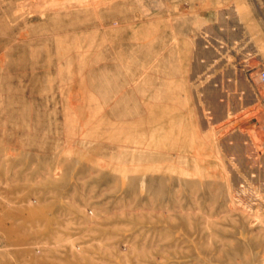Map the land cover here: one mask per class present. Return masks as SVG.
Returning <instances> with one entry per match:
<instances>
[{
  "label": "rangeland",
  "instance_id": "rangeland-1",
  "mask_svg": "<svg viewBox=\"0 0 264 264\" xmlns=\"http://www.w3.org/2000/svg\"><path fill=\"white\" fill-rule=\"evenodd\" d=\"M240 36L264 98V0H0V264H264Z\"/></svg>",
  "mask_w": 264,
  "mask_h": 264
},
{
  "label": "crops",
  "instance_id": "crops-1",
  "mask_svg": "<svg viewBox=\"0 0 264 264\" xmlns=\"http://www.w3.org/2000/svg\"><path fill=\"white\" fill-rule=\"evenodd\" d=\"M246 23H242V27H246ZM247 37L240 36V40L237 42L235 40V49L231 52V56L234 57L230 61V76L234 80V86L231 85V90L234 93L232 97L235 101L236 111L241 110L242 108L247 107L250 104V99H253L255 105L261 103L264 104V98L261 95V92L258 88H250L247 84L249 75H248V66L245 62L248 51H249V42ZM239 44V45H237ZM237 57L239 59L237 60ZM264 63V58L261 57V64ZM263 65V64H262ZM239 83V84H237ZM253 97V98H252ZM249 99V100H248ZM243 100H248L247 102Z\"/></svg>",
  "mask_w": 264,
  "mask_h": 264
},
{
  "label": "built area",
  "instance_id": "built-area-1",
  "mask_svg": "<svg viewBox=\"0 0 264 264\" xmlns=\"http://www.w3.org/2000/svg\"><path fill=\"white\" fill-rule=\"evenodd\" d=\"M260 79H261L262 84H263V86H264V69H262V70L260 71Z\"/></svg>",
  "mask_w": 264,
  "mask_h": 264
},
{
  "label": "bare ground",
  "instance_id": "bare-ground-1",
  "mask_svg": "<svg viewBox=\"0 0 264 264\" xmlns=\"http://www.w3.org/2000/svg\"><path fill=\"white\" fill-rule=\"evenodd\" d=\"M101 94H102V93H101ZM109 96H110V95H109ZM128 101H129V100H128ZM128 101H127V102H128ZM114 104H115V103H114ZM126 104H127V103H126ZM126 112H127V111H126ZM143 112H144V111H143ZM143 112H142V113H143ZM118 113H119V112H118ZM120 114H121V113H120ZM126 114H127V113H126ZM126 129H127V128H126Z\"/></svg>",
  "mask_w": 264,
  "mask_h": 264
}]
</instances>
